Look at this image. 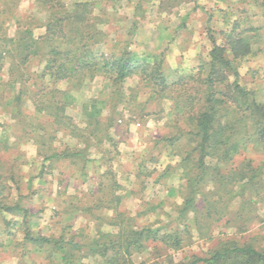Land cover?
<instances>
[{"label":"rangeland","instance_id":"obj_1","mask_svg":"<svg viewBox=\"0 0 264 264\" xmlns=\"http://www.w3.org/2000/svg\"><path fill=\"white\" fill-rule=\"evenodd\" d=\"M75 3L84 4L95 22L82 38L97 54L119 56L128 51L153 61L162 52L168 75L165 86L144 80L138 72L115 83L99 73L93 78L85 76L82 83L78 76L56 80L43 74L45 60L39 53L46 50L44 45L39 53H30L25 63L15 66L19 55L11 52L12 45L25 37L39 41L52 15L60 16L66 29L85 24L70 19L75 16L68 14L74 12ZM55 5L52 8L46 0H0V49L4 55L0 58V264H62L58 249L45 238L76 243L71 249L72 264H108L99 254L81 253L97 228L117 231L109 225L114 215V203L109 202L112 196L120 197L116 208L126 213V220L132 218L130 224L163 225V233L183 227L176 207L191 188L181 174L180 162L189 153L193 166L198 157L188 132L207 91L206 85L198 83L208 77L211 39L219 44L221 33L238 17L241 29L258 28L247 34L253 35L250 53L235 64L232 61L234 71L224 67V81L212 87L227 91L240 84L249 92V99L264 102V0H57ZM63 11L68 12V20ZM224 57L232 59L229 52ZM15 75L22 88L10 82ZM32 88L62 92V112L68 118L62 128L53 126L48 116L34 113ZM113 88L115 113L108 118L112 104L107 99ZM16 93L21 96L20 124L10 112ZM92 117L98 119L97 124L91 123ZM225 119L220 116L218 122ZM31 122L42 131L29 127ZM249 123L251 137L243 138V124L237 122L229 124L234 134L227 128L220 135L225 146L240 139L239 150L228 163L204 159L211 170L208 174H213L208 179L213 182L200 185L204 201L202 196L196 198V206L202 210L197 214L200 230L189 211L183 218L189 226L187 244L163 249L159 242H150L153 251L134 253L132 261L164 264L168 253L175 263L192 255L208 258L226 241L264 250V151L254 136L257 128L250 114ZM70 124L78 128L77 133H90V142H77ZM44 131L49 140L38 136ZM82 147L86 148L84 159L74 155ZM62 149L68 153L57 157ZM243 160H250V166L260 173V183L240 188L241 182L233 179L220 187L213 169L219 166L222 175ZM242 189L245 193L241 195H229ZM12 206L18 208H5Z\"/></svg>","mask_w":264,"mask_h":264},{"label":"trees","instance_id":"obj_2","mask_svg":"<svg viewBox=\"0 0 264 264\" xmlns=\"http://www.w3.org/2000/svg\"><path fill=\"white\" fill-rule=\"evenodd\" d=\"M52 8H56L55 1L57 0H46ZM76 8L72 14L68 12H62V16L68 20L69 15L73 21H85L84 25L67 27L63 25V19L60 16L52 15L46 23V33L39 41H34L30 37H25L24 41L19 42L16 45H12L11 52L14 56L19 55L18 60L15 61V66L19 67L25 63L30 53H39V49L44 45L46 50L39 53L45 60L43 74H49L54 79H64L73 77H79V82L82 83L85 76L93 78L97 73L108 78L113 83L121 81L124 77L138 72L140 76L146 81H154L158 86H165L167 76L164 71V60L163 53L160 52L154 55L151 60L148 61V57H137L135 53L124 51L119 56H114L112 53H101L97 54L94 50V46L91 47L84 41L83 34H85L88 27H93L95 22L93 18L89 16V11H86L84 4H76ZM58 6V4H57ZM66 9V8H64ZM68 13V14H66ZM88 13V14H87ZM87 15V16H86ZM71 21L70 23H73ZM240 19L236 18L232 24V27L222 32L221 42L219 44L213 42L212 47L209 51V71L206 80L198 83L201 87H206L207 96L201 97L202 107L200 111L194 114L191 118L193 122V129L188 132L189 138L192 142H195V150L198 151V157L194 163L193 168L189 161V153L181 157L180 165L182 167L181 174L186 179V185L191 188L190 192L184 195L182 203L176 207L178 219L183 223V227H176L174 231L162 232L161 228L163 225L153 227L152 224L135 225L130 224L132 218H127L124 211H118L116 203L120 197L112 196L110 203H114L112 212L114 215L109 220V225L117 227V231L103 232L96 229L89 242L85 245V252L81 253V256L88 254H99L101 257H105L108 264H145L144 262L135 263L132 261L131 256L134 253L141 252L142 250L150 249V242H159L161 248L165 249L170 247L171 249H180L187 244V235L189 234V226L183 218L186 217V213L189 211L193 214L195 225L200 230L202 227L201 218L197 214L201 213V209L196 206L197 196H202V200H205L200 189V185L204 182L211 181L208 179L213 174H208L210 170L204 163V159L207 157L214 159L218 164L228 163L235 153L239 150L240 139H235L230 145L225 146L224 141L221 142L220 135L224 129H231L234 134V128L230 127V122L243 124L240 126L244 130L243 138L251 137L253 133L250 132L249 114L255 121V138L259 141L264 151V102L257 103L252 99H249V92L241 87L240 84H236L231 90L223 91L224 89L214 90L212 85L214 83H220L224 81L225 76L223 75V68L229 67L233 70L235 67L232 65V61L235 64L239 57L250 53V39L258 28H245L239 27ZM9 40L8 42H10ZM11 48V47H10ZM229 52L232 59H226L224 53ZM3 51L0 49V58H3ZM200 81V80H199ZM10 82H15L22 88V81L18 75L11 78ZM36 83H33L34 86ZM212 87V88H211ZM229 86L226 85V88ZM225 88V89H226ZM27 90V89H26ZM32 90H34L32 88ZM114 90V88H113ZM28 91V90H27ZM116 90L110 93L107 99L108 105H111L112 109L108 115V118H112L115 113V103L113 97ZM62 92L56 91L55 89H47L43 92V88L40 90L36 88L32 91L31 99L34 104V113H42L43 115L51 118L50 122L53 126L63 127L65 122L63 115L62 99L60 98ZM21 96L20 93H16L13 96L12 109H10L12 117L18 124L23 122L20 120L21 115ZM228 105V107H226ZM225 116L223 122H218L220 116ZM91 123H98V119L92 117ZM217 123L216 126L214 124ZM32 127L33 130L43 129L40 125L34 124L33 122L27 124ZM72 126V124H70ZM28 127V126H26ZM72 134L79 142H90L91 134L85 135L79 131L78 133L74 130L76 126H72ZM42 131V130H40ZM46 131L42 135H38L43 140H49ZM79 138V139H78ZM242 140V139H241ZM83 143V144H84ZM86 146V145H85ZM84 146V147H85ZM225 146V147H224ZM78 148L75 150L74 155H77L84 159L86 148ZM221 147H224L221 149ZM68 150H61L56 152L57 157H65ZM47 158V157H46ZM195 169L196 171H192ZM211 171V170H210ZM218 174L219 186L223 187L225 184H231L233 179L241 182V187L256 186L257 181L260 183V173L250 166V160H243L238 167L235 169H226V171L220 175L219 166L213 169ZM221 177V180H220ZM102 186L101 183H98ZM205 185V184H204ZM231 187V186H230ZM242 190L232 191L229 195H241ZM234 195V196H235ZM250 196V194H248ZM200 200V199H198ZM201 201V200H200ZM202 202V201H201ZM9 209H17V206L5 207ZM203 236V233H198ZM45 241H51L60 253V259L62 264H72L73 254L71 249L73 246H78L76 243H70L60 241L57 239L45 238ZM153 248V247H152ZM151 250V249H150ZM153 251V250H151ZM111 252V254H107ZM156 253V252H154ZM164 256V255H163ZM164 264H264V250H257L250 244H240L235 241H226L221 243L215 249H213L208 258L199 257L192 255L186 261H177L176 263L171 260V255L168 253L165 255V259L162 261ZM153 264H160L154 262Z\"/></svg>","mask_w":264,"mask_h":264},{"label":"crops","instance_id":"obj_3","mask_svg":"<svg viewBox=\"0 0 264 264\" xmlns=\"http://www.w3.org/2000/svg\"><path fill=\"white\" fill-rule=\"evenodd\" d=\"M155 46V45H154ZM158 45H156L154 48H156Z\"/></svg>","mask_w":264,"mask_h":264}]
</instances>
